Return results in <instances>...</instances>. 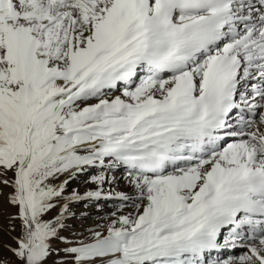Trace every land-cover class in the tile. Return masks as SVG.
I'll return each instance as SVG.
<instances>
[{
	"label": "snow or ice",
	"instance_id": "6c2138e0",
	"mask_svg": "<svg viewBox=\"0 0 264 264\" xmlns=\"http://www.w3.org/2000/svg\"><path fill=\"white\" fill-rule=\"evenodd\" d=\"M0 170L21 264L71 243L69 202L113 198L73 264H264V0H0ZM118 170L134 195L106 193Z\"/></svg>",
	"mask_w": 264,
	"mask_h": 264
},
{
	"label": "rangeland",
	"instance_id": "374dc122",
	"mask_svg": "<svg viewBox=\"0 0 264 264\" xmlns=\"http://www.w3.org/2000/svg\"><path fill=\"white\" fill-rule=\"evenodd\" d=\"M98 171V169H88L85 173L77 175L74 179H70L65 187L63 196L55 201L56 206L46 214L44 219L54 220L60 214L62 205L69 201L73 192H79L81 196H84L87 191L92 190L90 189L92 186L90 176L97 174ZM121 172L123 170H118L113 175L117 178ZM12 178L11 173L7 177L0 176V180H11ZM67 178V174H65V176H61L58 180L53 181V183L60 184ZM12 191L10 187L0 184V264H21L18 258L9 251L10 247H17V240L23 235L20 220L18 218L12 219L18 216V208L8 203V198L12 194ZM133 193L134 191H132V195ZM121 203L120 200L115 198L69 202L68 207L72 216L65 220L66 227L60 231V237L65 238L71 243L66 244L59 238L52 240L51 245L54 252L48 260V264H73L72 257L66 255L64 249L76 246L81 240L85 242L90 241L94 232H101L107 235V230L113 221L118 216L127 214L130 210V208H125L121 211ZM114 213L115 215H113ZM224 251L228 258H231L243 254L245 249L243 247L224 249L222 252H219L221 258L218 253H214L213 258L228 259L223 253Z\"/></svg>",
	"mask_w": 264,
	"mask_h": 264
},
{
	"label": "bare ground",
	"instance_id": "6f19581e",
	"mask_svg": "<svg viewBox=\"0 0 264 264\" xmlns=\"http://www.w3.org/2000/svg\"><path fill=\"white\" fill-rule=\"evenodd\" d=\"M113 175V173H111ZM125 177V173L121 172L119 174V176L116 178V182L113 184H105V190L106 193L108 192V190H111V192L113 194L115 193H127L130 196H132V191H134L133 187L127 182V180L124 178ZM92 184V183H91ZM90 188V187H89ZM92 190L96 189V185L92 184L91 188ZM134 195V193H133ZM127 209V208H126ZM129 209V208H128ZM127 211V210H126ZM131 211V209L129 210ZM125 213V212H124Z\"/></svg>",
	"mask_w": 264,
	"mask_h": 264
}]
</instances>
